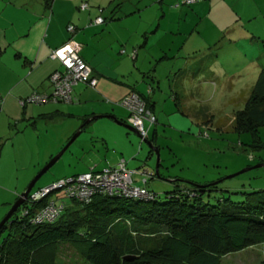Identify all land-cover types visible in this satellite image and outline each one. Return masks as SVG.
<instances>
[{"label": "rangeland", "instance_id": "rangeland-1", "mask_svg": "<svg viewBox=\"0 0 264 264\" xmlns=\"http://www.w3.org/2000/svg\"><path fill=\"white\" fill-rule=\"evenodd\" d=\"M146 1L148 0H115L114 4L132 5L142 11ZM200 1L205 2L202 10H198L199 16L206 12L207 1L212 4L209 17L198 19L190 14L186 15L183 20H179L178 25L182 32L178 34L180 36H167L160 43L165 48L170 47V53L177 46L181 47L179 50L183 52L178 54L180 57L186 53H195L197 62L192 60L191 63L193 67L196 66V73L185 84V90L180 89L178 84L176 87L179 88L181 96L189 100L188 108H199L200 113L208 117L204 120L201 115L196 118L195 115L188 114L189 120L181 112L162 115L155 111L158 116L156 123L149 125L146 120L143 121L148 138H152V143L157 148V176L152 173L154 153L149 152L148 146L136 133L121 125L100 127L98 124L104 121L102 119L82 125L81 120L55 115L38 118L29 123L17 122L15 127H10V130L17 131L11 137L8 126L4 128L5 124L1 120L4 124L1 125L2 128L8 131V139L3 141L0 148V200L10 195L8 191L15 190V186L24 178L25 187L76 130H79L77 136L38 177L32 190L51 185L60 177L67 178L69 175L81 173L94 164L98 169L105 162L112 166L120 160L124 161L129 171H150L147 174L153 176L147 179L144 186L159 196L174 188L172 178L181 180L178 183L180 186H189L186 182H215V188H209L201 197V201L209 204L216 203V198L223 196H228L232 201H242L247 196L240 192L263 189L264 125L255 127L258 137L256 140L249 132L234 131L231 122L233 114L248 102L255 80L260 74L264 75V0H195L190 4H181L180 7L183 10L191 9ZM152 16L150 12L141 14L142 20H148ZM172 19L175 20L174 17ZM182 63L180 58L174 65L168 60L162 68V85L167 90L164 95L166 112L174 109V105L165 75L171 76L167 71L170 65L176 69ZM184 63L189 66V60ZM116 107L125 113L123 116L126 118L127 110L118 102ZM75 124L76 128L71 130ZM253 142L263 143V147H251ZM247 167L250 168L239 172ZM233 173L235 174L229 177ZM132 180L138 184L140 175L133 173ZM63 194L62 189H57L50 192L46 200L63 198ZM13 201L14 199L7 207L0 206V220ZM76 207L73 204L71 209ZM16 213L17 209L11 216ZM260 259L258 245L229 253L221 257L220 262L257 264ZM54 264L88 263L72 247L59 243Z\"/></svg>", "mask_w": 264, "mask_h": 264}, {"label": "crops", "instance_id": "crops-1", "mask_svg": "<svg viewBox=\"0 0 264 264\" xmlns=\"http://www.w3.org/2000/svg\"><path fill=\"white\" fill-rule=\"evenodd\" d=\"M146 2L140 11L132 5H115V0H0V121L5 124L4 128L8 126L11 137L17 132L10 130L11 125L15 127L20 121L29 123L55 115L82 121L93 115L106 114L109 117L89 118L84 124L102 119L104 121L97 123L98 126L112 127L111 124H117L115 121L125 122L124 112L117 109L116 105L128 92H134L146 100L149 108L146 104L145 107L154 115V123L158 121L155 111L162 115L181 112V115L190 114L196 118L201 115L206 120L208 116L200 113L199 108H188L189 100L183 98L176 87L178 84L180 89L185 90V84L196 73L197 70H194L197 68L191 63L192 60L197 62L195 53L180 57L178 54L183 52L179 50L181 47L177 46L170 53L171 48H165L160 41L167 36L181 34L179 20L188 14L198 19L208 18L212 4L207 1L206 12L199 16L198 10L203 8L205 1L197 2L187 10H183L180 7L183 3L177 4V0ZM81 3L86 4L84 9L79 8ZM142 12H150L153 16L142 20ZM97 16L102 21L93 23L92 20ZM67 25H72L74 30L68 32ZM69 39L78 46L79 57L90 66L95 84H76L72 88L71 100L67 103L20 105L18 101L31 92H50L48 75L59 66L57 61L48 58V53ZM132 50L135 54L129 57L128 53ZM179 58L183 63L176 69L171 68ZM168 60L171 65L167 71L171 76L165 75V81L174 105L170 112L164 110L167 90L162 85V68ZM187 60L189 66L184 63ZM4 124L0 122V148L3 141L8 139V131L1 126ZM152 133H155L154 128ZM147 138L146 133L145 140ZM147 141L155 147L152 138ZM105 166L109 164L105 162L98 169L94 164L88 169L99 170ZM147 172L146 169L139 171V183H133L138 186L147 183L150 178ZM25 179L20 180L15 190L8 191L10 195L0 200V206L7 207L12 199H16L19 191L25 188Z\"/></svg>", "mask_w": 264, "mask_h": 264}, {"label": "trees", "instance_id": "trees-1", "mask_svg": "<svg viewBox=\"0 0 264 264\" xmlns=\"http://www.w3.org/2000/svg\"><path fill=\"white\" fill-rule=\"evenodd\" d=\"M251 90L231 123L234 131L249 132L257 140L255 127L264 125L263 74ZM180 181L172 178L174 188L161 196L142 184L147 195L140 198L121 194H96L88 202L62 198L55 219L40 223L31 222V217L48 203L50 193L30 200L37 190L30 189L17 213L0 226V264H54L59 243L72 247L88 264H221V257L259 245L257 264H264V188L240 192L247 196L242 201L223 196L209 204L201 197L215 188L213 182L180 186Z\"/></svg>", "mask_w": 264, "mask_h": 264}, {"label": "built area", "instance_id": "built-area-1", "mask_svg": "<svg viewBox=\"0 0 264 264\" xmlns=\"http://www.w3.org/2000/svg\"><path fill=\"white\" fill-rule=\"evenodd\" d=\"M191 1L185 0V2ZM85 7V3L79 5L80 9ZM101 21L99 16L92 20L93 23H100ZM66 30L72 32L74 28L72 25H67ZM120 52L122 53L123 50ZM134 54V50L128 53L130 57H133ZM48 58L57 61L59 66L58 69H53L48 75L51 86L50 92L48 94L31 92L18 101L20 105L46 102L67 103L71 100V91L76 84L82 83L90 86L95 84L90 66L79 57L78 46L71 39L51 49ZM118 103L128 112L125 122L134 128L140 140L145 139L147 131L144 129L143 121L146 120L150 125L154 123L155 118L145 107L144 101L136 93L128 92L120 98ZM133 173L138 172L136 170L129 171L124 161L120 160L112 166H105L99 170L90 168L74 176L59 179L51 185L37 189L30 194L29 199L37 200L57 189L63 190V198H72L80 202H88L96 194L145 197L147 195L146 190L133 183ZM61 199L62 197H58L60 201L55 204L48 201L31 217V222L40 223L55 219L58 210L62 207ZM21 214H25V212L22 211Z\"/></svg>", "mask_w": 264, "mask_h": 264}, {"label": "water", "instance_id": "water-1", "mask_svg": "<svg viewBox=\"0 0 264 264\" xmlns=\"http://www.w3.org/2000/svg\"><path fill=\"white\" fill-rule=\"evenodd\" d=\"M95 117H109V115L103 114V115H93L89 118H95ZM89 118H86L84 120V122H88ZM117 124L122 125L123 127H125L128 131L134 132L136 133V131L134 130V128L132 126H130L129 124L125 123V122H119V121H115ZM79 129V128H78ZM79 130H76L68 139L67 141L62 145V147L57 151V153H55L42 167L41 169L29 180V182L26 184L25 188L18 194V196L16 197V199L11 203V205L9 206L8 210L6 211V213L4 214V216L1 218L0 220V226L8 220V218L11 216V214L17 209V207L27 198V195L30 191V189L32 188L34 182L38 179V177L45 172L56 160L57 158L61 155V153L68 147V145L74 140V138L77 136ZM137 134V133H136ZM148 147L149 149L152 150V152L155 155V164H154V169H153V174L157 176L158 174V162H159V158H158V152H157V148L152 146L147 140L143 139L142 140ZM261 165V164H258ZM257 166V165H255ZM250 167H247L239 172H242L246 169H248ZM235 173L229 175L233 176ZM215 184V182H213ZM199 186V185H197Z\"/></svg>", "mask_w": 264, "mask_h": 264}, {"label": "bare ground", "instance_id": "bare-ground-1", "mask_svg": "<svg viewBox=\"0 0 264 264\" xmlns=\"http://www.w3.org/2000/svg\"><path fill=\"white\" fill-rule=\"evenodd\" d=\"M148 176H151L150 174H148Z\"/></svg>", "mask_w": 264, "mask_h": 264}, {"label": "clouds", "instance_id": "clouds-1", "mask_svg": "<svg viewBox=\"0 0 264 264\" xmlns=\"http://www.w3.org/2000/svg\"><path fill=\"white\" fill-rule=\"evenodd\" d=\"M126 123V122H125ZM138 135V134H137Z\"/></svg>", "mask_w": 264, "mask_h": 264}]
</instances>
